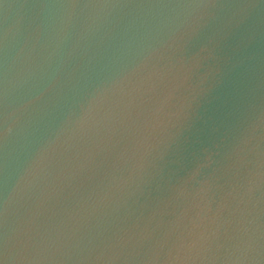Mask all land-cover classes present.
Returning <instances> with one entry per match:
<instances>
[{
  "label": "water",
  "instance_id": "95a60500",
  "mask_svg": "<svg viewBox=\"0 0 264 264\" xmlns=\"http://www.w3.org/2000/svg\"><path fill=\"white\" fill-rule=\"evenodd\" d=\"M0 264H264V0H0Z\"/></svg>",
  "mask_w": 264,
  "mask_h": 264
}]
</instances>
